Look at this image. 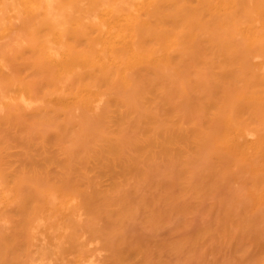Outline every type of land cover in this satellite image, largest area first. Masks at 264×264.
<instances>
[{
    "label": "bare ground",
    "instance_id": "obj_1",
    "mask_svg": "<svg viewBox=\"0 0 264 264\" xmlns=\"http://www.w3.org/2000/svg\"><path fill=\"white\" fill-rule=\"evenodd\" d=\"M45 202L43 264H264V0H0V264Z\"/></svg>",
    "mask_w": 264,
    "mask_h": 264
},
{
    "label": "rangeland",
    "instance_id": "obj_2",
    "mask_svg": "<svg viewBox=\"0 0 264 264\" xmlns=\"http://www.w3.org/2000/svg\"><path fill=\"white\" fill-rule=\"evenodd\" d=\"M56 195H57V194H55V195H53V196H55V197L58 198L59 196H56ZM53 196H52V197H53ZM50 198H51V197H48V198H47V199H48V202H50V205H53V202H54V201H53L52 199H50ZM57 198H56L55 203H59V204L61 203L60 205L64 206V208H65V205H64V203H63V202H64V199H63L62 197H61V198H58V199H57ZM62 199H63V200H62ZM50 200H52L53 202H51ZM57 200H58V202H57ZM59 200H60V202H59ZM46 202H47V201H46ZM46 202H45V205H47L46 207L49 206V208H46L45 206H44V207H45L47 210L50 209L51 207H53V206L48 205V203H46ZM55 203H54V204H55ZM59 204H58V206H59ZM56 205H57V204H56ZM59 207H60V206H59ZM46 209H45V210H46ZM51 209L53 210V208H51ZM54 209H55V211H56L57 213H58V212L61 213V211H62V209H61V208H57V206H56V207L54 206ZM56 209H59V210L57 211ZM45 210H44V211H45ZM47 210H46L45 213H47L48 215L46 214V216H44L45 213H42V214L40 215L39 219H43V220H40V222L38 221V222H37V223H38V224H37V225H38V228H37V226H36V227L33 229V233L36 232V233H34V235L37 234L36 237H35V236L32 237V238H34L33 241H35L36 246H35V245L33 246V243H34V242H33L32 245H31V246H33V247H30L31 249H32V248H33V249L36 248L37 250H39V252H40V251L42 252V251L44 250L43 248L45 247L44 253H45V251L47 250V246H48V245H50V246H49L50 248H51L52 246L55 245V244H54V245H51V244H53V241H54V240H51L52 237H49V236H53V235H50V233H52V234L55 233V234H56V233L58 232V230H59V232H60V231H61V228H62V224H60V225H61V228H59L60 226H58L59 224L57 223V224H58V225H57L58 229H54L55 227L52 229V226L50 225V226H51V228H50V226H47V223H48V224H53V222L55 221V218H54V217L60 219V220H59V223H60L61 220L64 219V218L66 217L65 215L67 214V212H62V215H64L63 218H62L61 214L58 213L59 215H57L55 211H52V210H50V211L48 210V211H47ZM60 210H61V211H60ZM64 211H65V209H64ZM66 211H67V210H66ZM55 214H56V215H55ZM51 216H53L52 219H53L54 221H52V219H51V220L47 219V217H48V218H49V217L51 218ZM58 216H59V217H58ZM60 216H61V217H60ZM48 221H51L52 223H51V222L49 223ZM56 221H57V220H56ZM57 222H58V221H57ZM40 223H41V224H40ZM42 223H43V224H42ZM54 223H56V222H54ZM2 225L5 226L6 224L2 223ZM42 225H43V226H42ZM41 226H42V227H41ZM55 226H56V224H55ZM47 228H48V229H47ZM49 228H50L51 230H49ZM48 230L51 231V232H48ZM53 230H54L55 232H54ZM38 231H39L40 234L37 233ZM56 231H57V232H56ZM48 234H49V235H48ZM57 234H58V233H57ZM57 234H56V235H57ZM56 235H55V238H56ZM37 237H38V238H37ZM39 237H42V238H39ZM53 239H54V237H53ZM50 240H51L52 243L50 242ZM43 241H44V245H45L44 247L42 246V244H43L42 242H43ZM38 242H39V244H38ZM40 242H41V243H40ZM47 242H48V244H47ZM35 243H34V244H35ZM54 243H55V241H54ZM46 244H47V246H46ZM39 245H40V247H37V246H39ZM42 247H43V248H42ZM53 248H55V246H54ZM53 248H51V249H53ZM33 249H32V251H31L32 253H30V254H32V256H33L32 259H33V260H34V259L37 260L39 257L42 259V256H40L41 253H40V254L38 253V254H39L38 258H34L35 255L37 256V252H38V251H37L36 249H34V250H33ZM35 250H36V251H35ZM53 250H55V249H53ZM33 251H34V252H33ZM66 252H67V253H68V252L71 253L70 251H66ZM66 252H65V254H66ZM97 252H98V251H96L95 255H97V254H100V255H101V254L103 253V252H99V253H97ZM65 254H64V255H65ZM64 255H63V256H64ZM69 255H70V254H69ZM71 255H72V254H71ZM71 255H70V256H68V254L65 255V256H68V259H67V257H66V259H65V257H64V259L62 260V263L64 264V263L66 262V264H73V260L75 259L74 257H76V256L73 257V255H72V256H71ZM75 255H76V253H75ZM95 255H93L92 258H91L90 260L96 258ZM32 256H31V257H32ZM35 260H34V261H35ZM39 260H40V259H39ZM42 260H43V259H42ZM46 260H47V259H44V261H46ZM44 261H38V260H37V262H35V263H36V264H37V263L39 264V262H41L40 264H43L42 262H44ZM49 261H50V260H49ZM53 261H54V262H53ZM47 262H48V261H47ZM50 262H51L50 264H56L55 260H53V259H52ZM31 264H32V263H31ZM45 264H46V262H45ZM47 264H48V263H47Z\"/></svg>",
    "mask_w": 264,
    "mask_h": 264
}]
</instances>
